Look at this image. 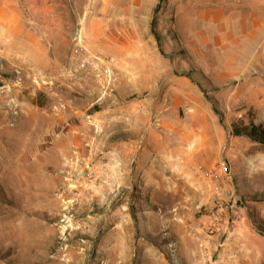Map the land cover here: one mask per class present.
<instances>
[{
	"label": "rangeland",
	"instance_id": "obj_1",
	"mask_svg": "<svg viewBox=\"0 0 264 264\" xmlns=\"http://www.w3.org/2000/svg\"><path fill=\"white\" fill-rule=\"evenodd\" d=\"M63 5L0 22V264H264V0Z\"/></svg>",
	"mask_w": 264,
	"mask_h": 264
},
{
	"label": "crops",
	"instance_id": "obj_2",
	"mask_svg": "<svg viewBox=\"0 0 264 264\" xmlns=\"http://www.w3.org/2000/svg\"><path fill=\"white\" fill-rule=\"evenodd\" d=\"M17 2L26 6L32 27L43 33L50 42H58L62 37L66 9L63 0H0V22L11 24L15 15L9 13Z\"/></svg>",
	"mask_w": 264,
	"mask_h": 264
},
{
	"label": "trees",
	"instance_id": "obj_3",
	"mask_svg": "<svg viewBox=\"0 0 264 264\" xmlns=\"http://www.w3.org/2000/svg\"><path fill=\"white\" fill-rule=\"evenodd\" d=\"M161 1V0H160ZM160 6L159 4L154 9L153 18L151 20V31L155 35L156 39L160 40V35L156 30V20H157V13L159 12ZM217 113H219L218 109H214ZM233 134L236 136H248L255 142H258L262 146H264V125L259 124H250V126H239L234 125L233 127Z\"/></svg>",
	"mask_w": 264,
	"mask_h": 264
},
{
	"label": "bare ground",
	"instance_id": "obj_4",
	"mask_svg": "<svg viewBox=\"0 0 264 264\" xmlns=\"http://www.w3.org/2000/svg\"><path fill=\"white\" fill-rule=\"evenodd\" d=\"M214 30V29H213ZM217 30V29H216ZM207 31V30H206ZM209 32V31H208ZM207 32V33H208ZM209 34V33H208ZM256 34V33H255ZM82 41H83V39H82ZM228 41V40H227ZM226 41V42H227ZM251 41H252V43H256V42H258V38L256 37V39L255 38H252L251 39ZM222 42H223V39H221V38H217L216 39V44H214V45H216L217 47H220V46H222ZM71 45V44H70ZM74 45H75V43H74ZM227 45V44H226ZM213 47V46H212ZM223 48H225V47H223ZM218 49V48H217ZM211 50V49H210ZM213 50H214V47H213ZM212 50V51H213ZM222 50V49H221ZM219 51H220V49H219ZM214 52V51H213ZM143 152V151H142ZM144 156H146V155H144ZM155 157H154V159H151L150 160V162L152 163V165H153V163H156L155 162V160H157L159 157H160V154L159 153H157V154H155L154 155ZM153 157V156H152ZM203 249V248H202Z\"/></svg>",
	"mask_w": 264,
	"mask_h": 264
}]
</instances>
